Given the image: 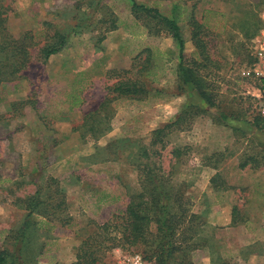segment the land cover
I'll return each instance as SVG.
<instances>
[{
  "label": "rangeland",
  "instance_id": "obj_1",
  "mask_svg": "<svg viewBox=\"0 0 264 264\" xmlns=\"http://www.w3.org/2000/svg\"><path fill=\"white\" fill-rule=\"evenodd\" d=\"M1 1L7 34L32 37V58L15 79L0 83V250L26 264L74 262L92 224L122 214L140 189L145 150L166 174L171 165L172 182L192 203L182 209L196 216L200 232L198 246L185 252L188 264H264L262 83L249 68L264 44L256 40L264 35V0ZM161 17L177 22L187 58L195 51L192 23H203L219 62L208 78L212 105L178 80L177 45ZM256 20L261 29L247 37ZM56 33L64 43L38 61V49ZM125 79L152 95L113 99L119 93L108 88ZM168 124L163 144L151 146L153 132ZM172 149H180L179 163L169 161ZM246 160L253 164L240 168ZM37 192L38 211L27 219V201ZM233 204L249 222L228 225ZM152 238L109 249L100 264L134 255L155 264Z\"/></svg>",
  "mask_w": 264,
  "mask_h": 264
},
{
  "label": "trees",
  "instance_id": "obj_2",
  "mask_svg": "<svg viewBox=\"0 0 264 264\" xmlns=\"http://www.w3.org/2000/svg\"><path fill=\"white\" fill-rule=\"evenodd\" d=\"M1 3L0 0V83L15 79L27 68L32 58L30 54L32 37L24 34L16 39L7 34L4 27L7 7ZM132 8L135 10H149L135 3H133ZM162 20L167 23L168 34L177 45L178 65L176 75L178 80H181L183 84H191L200 99L212 105L213 96L207 91L211 83L208 78L218 70L219 62L210 53L209 42L204 35V29H201L204 26L203 23H198L195 19L194 22L191 21V23L193 22V29L190 40L195 51L193 56L187 58L184 53V39L181 36L177 22L168 18H162ZM255 25L257 26L253 33L247 35V37L254 35L262 27L260 20H256ZM46 40L42 47L38 49L37 59L42 63L58 52L60 46L64 43V36L56 33L55 36L48 37ZM251 62L250 59L249 63ZM108 90L119 93L113 99L140 101L144 97L152 95L132 79L117 81ZM153 92L156 94L160 91L154 90ZM1 101L2 99H0ZM109 101L106 97L103 104H107ZM183 113L187 114L186 112ZM260 120L264 126L261 117ZM172 126L173 124H168L156 129L153 132L155 139L151 141V146L157 143L163 144V138L166 136L164 132ZM163 149L164 145L161 146V150ZM169 155L171 163H179L182 153L180 149H172ZM144 157L146 161L143 164L141 163L142 166L139 169L140 189L130 195L122 214L113 216L101 225L92 224L94 226L93 233L83 239L77 246L75 260L71 264H100L103 252L116 247H133L140 243H148L151 236L155 248L153 249L155 264H169L170 261H173V264H188L184 259L185 252L198 246L197 238H199L198 232H200L198 224L194 223L196 216L194 214L188 215L189 209H182V206L186 204H189L190 208L192 203L184 196V188L172 182L170 176L173 174L171 165H168L169 170L166 174L160 165H157L155 161H151V155H147L145 150ZM249 161L251 162V160L241 162L239 167H246ZM252 164L251 168L254 167ZM214 167H216V164ZM38 195L37 192L35 197H31L27 201V219L37 210ZM59 207L60 205L57 204L54 209L58 210ZM240 210L239 206L234 205L232 207L231 225L234 226L239 222L246 221V218L239 217ZM55 213L56 211L52 213L54 218ZM50 215L45 216V218ZM65 220L60 222L68 224L69 221ZM29 224H31V221L27 220L24 224L25 228H20L19 234L21 237H26V229L29 228ZM153 230L154 232H152ZM106 242L110 245H105ZM178 258L179 261L176 260ZM0 264L26 263L14 256V253L0 250Z\"/></svg>",
  "mask_w": 264,
  "mask_h": 264
},
{
  "label": "built area",
  "instance_id": "obj_3",
  "mask_svg": "<svg viewBox=\"0 0 264 264\" xmlns=\"http://www.w3.org/2000/svg\"><path fill=\"white\" fill-rule=\"evenodd\" d=\"M254 55L256 64L254 65L253 72L255 77L262 83V87L259 91V99L261 100L259 105V114L264 120V44H260L255 47ZM126 261L128 262L123 264H149L140 255H134L129 259L127 258Z\"/></svg>",
  "mask_w": 264,
  "mask_h": 264
},
{
  "label": "crops",
  "instance_id": "obj_4",
  "mask_svg": "<svg viewBox=\"0 0 264 264\" xmlns=\"http://www.w3.org/2000/svg\"><path fill=\"white\" fill-rule=\"evenodd\" d=\"M261 34H264V29L263 30H261V32H260ZM257 39H259V40H264V35H261V36H257L256 37V40ZM256 64V61L255 62H253V63H250V65H249V68L251 69L252 67H253V69H254V65ZM261 194V193H260ZM234 205V204H233ZM249 220V219H248ZM247 220V218H246V221H245V223H247V222H249ZM228 225L229 226H233V225H231V213H229V215H228ZM250 222H252V220L250 219ZM238 224H242V222H239V223H237L236 225H238ZM244 224V223H243ZM236 225H234V227H236Z\"/></svg>",
  "mask_w": 264,
  "mask_h": 264
}]
</instances>
